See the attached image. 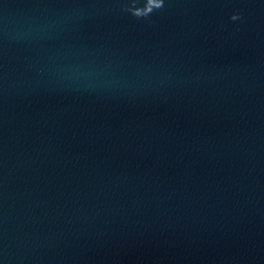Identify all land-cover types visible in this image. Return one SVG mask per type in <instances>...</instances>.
Listing matches in <instances>:
<instances>
[{
  "label": "water",
  "instance_id": "water-1",
  "mask_svg": "<svg viewBox=\"0 0 264 264\" xmlns=\"http://www.w3.org/2000/svg\"><path fill=\"white\" fill-rule=\"evenodd\" d=\"M131 3L0 0V264H264V0Z\"/></svg>",
  "mask_w": 264,
  "mask_h": 264
},
{
  "label": "clouds",
  "instance_id": "clouds-1",
  "mask_svg": "<svg viewBox=\"0 0 264 264\" xmlns=\"http://www.w3.org/2000/svg\"><path fill=\"white\" fill-rule=\"evenodd\" d=\"M163 7V0H143V6H137V0H132L129 7L125 9L128 13L138 19L148 18L154 11H158ZM241 19L239 15H233L232 21Z\"/></svg>",
  "mask_w": 264,
  "mask_h": 264
}]
</instances>
